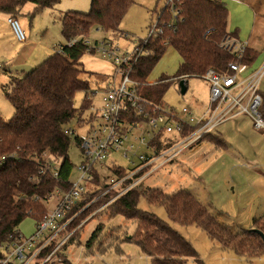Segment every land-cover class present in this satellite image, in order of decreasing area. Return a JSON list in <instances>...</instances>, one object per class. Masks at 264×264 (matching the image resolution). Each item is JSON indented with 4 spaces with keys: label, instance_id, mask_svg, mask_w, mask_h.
<instances>
[{
    "label": "trees",
    "instance_id": "obj_1",
    "mask_svg": "<svg viewBox=\"0 0 264 264\" xmlns=\"http://www.w3.org/2000/svg\"><path fill=\"white\" fill-rule=\"evenodd\" d=\"M57 2L59 0H0V14L17 18L26 3H33L35 8L29 14L31 18L36 11L52 7ZM134 2L90 0L87 12L72 10L63 13L61 33L66 44L60 45L30 70L10 75L9 84L2 88L13 113L9 118L0 114V257L5 255L3 247L6 244L18 240L19 225L27 216L34 218L35 223L41 221L48 210L44 202L56 190H69L73 166L68 155L71 138L64 133V128L72 119H81L90 103L88 94L92 92L89 78L81 76L86 71L80 59L85 53L94 54V50L83 39L88 38L93 28L106 35L104 39L126 37L120 24ZM228 14L223 0H167L156 15L155 31L138 40L141 52L132 63L131 75L133 79L144 82L140 87L141 95L154 104H163L166 90L181 79L201 77L208 68L228 73L230 62L250 66L259 55L256 49L247 47L243 56L236 58L220 47L225 36L238 38L236 31L228 30ZM72 39L76 41L72 43ZM168 47L175 49L180 58L176 75L162 76L154 83H147L148 75ZM80 91L84 96L76 107L73 98ZM205 139L226 147L218 134L208 133L201 140ZM75 142L78 143L76 137ZM103 189L100 177L95 175L93 183L88 184L87 191L69 215H75L84 205L91 203L61 233L64 235L75 229L52 257H61L71 241L79 243L82 225L77 226L82 219L115 194L99 196ZM141 196L163 206L170 219L200 228L218 240L222 248L240 256L264 254V241L259 234L264 233V214L253 218L252 227L234 230L218 221L188 190L167 193L160 187L137 186L94 215L109 213L110 216L121 215L131 220L135 228L131 237L124 240L135 243L150 258V264H186V259L196 257L197 252L169 223L152 212L140 209L138 202ZM102 228L103 224L98 223L86 240L84 246L88 252H94L93 246ZM56 244L57 241L53 240L41 250L37 264ZM67 263L72 264L68 260Z\"/></svg>",
    "mask_w": 264,
    "mask_h": 264
},
{
    "label": "rangeland",
    "instance_id": "obj_2",
    "mask_svg": "<svg viewBox=\"0 0 264 264\" xmlns=\"http://www.w3.org/2000/svg\"><path fill=\"white\" fill-rule=\"evenodd\" d=\"M166 2L167 0H135L130 5L120 24V28L127 36L113 37L121 51L131 50L138 40L148 35L157 13ZM89 6L90 0H59L52 7L36 11L30 18L32 21L30 20L27 42H31V45L17 41L10 28L4 29L3 45L0 47V114L2 117L8 118L13 113V108L1 88L3 84V87H7L9 82L5 76V70L15 65V68L21 67L17 64L27 59V66L23 68L28 69V63L41 53L42 48L49 50L52 47L66 44L60 32L62 14L72 10L87 12ZM19 22L22 25L20 20ZM103 36L106 35L93 28L88 40L101 41L104 39ZM255 41L259 48V56L249 66V69L258 67L264 59L263 57L260 60L261 55L264 56V38L259 37ZM25 46H29L26 53L23 52ZM100 59L99 55L91 53H85L81 57L82 66L88 72H83L81 76L89 78L91 91L102 83L101 78H98L100 75L96 72ZM178 63V53L172 47H168L147 79L153 81L162 76L176 75ZM184 80L187 88L185 93L182 94L177 83H173L163 95L164 102L178 109L187 106L194 110L204 111L203 106L207 104V107L209 103L208 81L197 76L187 77ZM258 90L263 97L260 110L264 112V75ZM83 96V91L75 94L73 103L76 107L80 105ZM97 97L98 95L94 98L95 104L98 103ZM78 122V119L74 118L68 124L74 130V135L70 136L71 141L68 148V155L73 165L70 182L77 178L76 166L81 161L80 147L75 142L74 136L82 135L84 127ZM231 123H224L218 128L220 131L218 135L229 142L228 146H218L207 139L200 140L199 144V141L196 142L177 158L157 168L143 179L142 186L160 187L167 193L179 189L188 190L208 208L218 221L229 225L234 230L252 227L253 218L264 214V134L257 132L248 120L242 121L238 128L229 127ZM116 158L121 164L126 163L119 156ZM56 201V195L52 194L44 203L47 209L51 210ZM138 207L156 214L193 245L197 256L188 257L186 264H264V254L251 257L240 256L230 249L222 248L218 240L207 235L195 225L181 224L170 219L163 206L149 202L146 196L140 197ZM81 222L79 243L71 241V244L63 250L64 254H61V257H52L48 264H70L67 260L72 264H150V258L135 243L124 240L126 237H131L135 228L131 220L121 215L114 217L109 213L101 215L90 213ZM98 223L103 224L102 232L94 243V252H88L84 244ZM19 230L21 235L29 237L35 230L34 218L27 216L20 223ZM29 264H37V262L34 259Z\"/></svg>",
    "mask_w": 264,
    "mask_h": 264
},
{
    "label": "built area",
    "instance_id": "obj_3",
    "mask_svg": "<svg viewBox=\"0 0 264 264\" xmlns=\"http://www.w3.org/2000/svg\"><path fill=\"white\" fill-rule=\"evenodd\" d=\"M6 20L16 40L24 42L26 31L19 19L8 17ZM155 29L152 27L148 35ZM75 41L72 39V43ZM83 42L93 48L94 54L109 62L113 72L88 94L89 106L78 119L84 133L74 136L78 139L81 153V161L76 166L77 178L70 182L68 191L54 192L57 197L55 206L35 223V230L29 237L20 233L17 241L3 247L5 255L0 257V264L37 261L41 250L56 240V246L39 264L49 262L53 252L75 229L64 235L61 233L91 203L84 205L75 215H69L87 191L88 184L93 183L95 175L100 177L104 188L99 196L115 194L92 215L130 189L142 186L143 179L157 168L171 162L218 125L236 116H248L253 128L264 132V112L260 110L263 97L258 90L264 75V61L254 69H249L246 64L230 62L228 73L208 68L201 78L209 83V103L203 112L197 113L187 106L178 109L166 103L154 104L141 95L140 87L144 82L133 79L131 75L132 63L141 52L138 42L131 50L124 51L115 40L103 39L95 43L85 38ZM220 47L241 58L247 44L227 35ZM96 95L97 104L94 103ZM64 133L71 136L74 130L66 126ZM116 156L126 163L118 162ZM81 225L82 222L77 227Z\"/></svg>",
    "mask_w": 264,
    "mask_h": 264
},
{
    "label": "crops",
    "instance_id": "obj_4",
    "mask_svg": "<svg viewBox=\"0 0 264 264\" xmlns=\"http://www.w3.org/2000/svg\"><path fill=\"white\" fill-rule=\"evenodd\" d=\"M223 1L226 4V6L228 8V12H229V14H228V30L229 31H236L237 37L240 41L245 42L247 44V47L256 49L258 51L259 48L256 45L255 40H256V38H259V37L264 38V0H223ZM34 8H35V5L33 3H26L20 12V15L17 17L22 22V25L26 31V40L23 43L27 44V45L32 44L31 42H27V39L29 36V27L31 26L30 22L32 21L30 19L29 14L34 10ZM6 19H7V16L5 14H0V47H2V45H3L2 35L4 34L3 33L4 29H7V30H8V28L11 29V27L8 24ZM233 27H235L234 30H232ZM11 31H12V29H11ZM60 32H61V27H60ZM59 47H52L49 50L47 48L46 49L42 48L41 53L38 54L33 60H31V62L28 63L29 64L28 69L23 68V67L27 66V62H28L27 60L28 59L22 60L24 62L17 64L18 66L21 65V67L15 68V66H16L15 65L11 69L5 70L6 71L5 76L10 81V75L20 74L23 71L30 70L31 68H33L34 66L39 64L41 61H43L51 53H53L55 50H57ZM5 49H7L6 46H5ZM28 49H29V46H25L23 49V52H25V53L28 52L27 51ZM263 57L264 56L261 55L260 60ZM100 60L98 61L100 63L99 67L97 68L98 71H96V70L95 71L98 73V75H100L98 78L99 79L101 78V81L103 83L104 81H106L111 76V74L113 72V66L105 60H102V59H100ZM179 60H180V58H179ZM80 61H81V59H80ZM263 61H264V59L261 61V63H263ZM155 81H157V79L153 80V81H149L147 79L148 83H154ZM184 83H185V80H184ZM8 84H9V82H8ZM3 85L1 86V88H3ZM177 85H178V88L180 89L179 83ZM206 105L203 106V109L206 108ZM192 110L197 112V113H201L203 111V110L201 111L198 109L197 110L192 109ZM244 120H248L250 122V124L252 125L250 118L246 115L236 116V117H234V118H232V119H230L224 123L232 122L229 125V127L234 126V127L238 128V125ZM224 123H222V124H224ZM222 124L218 125L214 129L213 132H215L216 134H218V133L220 134V131H218V128ZM256 131L264 134L263 131H259V130H256ZM220 137L225 141V145L228 146L229 142L227 140H225V138H223L222 136H220ZM200 142L201 141H199L198 144ZM236 157H237V154H236Z\"/></svg>",
    "mask_w": 264,
    "mask_h": 264
},
{
    "label": "water",
    "instance_id": "obj_5",
    "mask_svg": "<svg viewBox=\"0 0 264 264\" xmlns=\"http://www.w3.org/2000/svg\"><path fill=\"white\" fill-rule=\"evenodd\" d=\"M179 86H180V92H181L182 94H184L185 91H186V86H185V83H184V79H181V80L179 81ZM259 234L261 235V237H262V239H263V241H264V233L259 232Z\"/></svg>",
    "mask_w": 264,
    "mask_h": 264
}]
</instances>
